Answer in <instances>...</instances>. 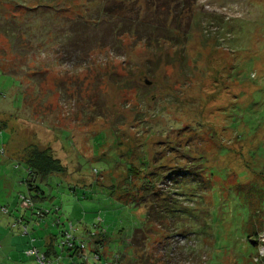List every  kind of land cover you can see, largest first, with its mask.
Masks as SVG:
<instances>
[{
  "label": "rangeland",
  "instance_id": "374dc122",
  "mask_svg": "<svg viewBox=\"0 0 264 264\" xmlns=\"http://www.w3.org/2000/svg\"><path fill=\"white\" fill-rule=\"evenodd\" d=\"M34 147L64 171L34 178L33 245L70 223L103 264H263L264 0H0V264H36L2 213Z\"/></svg>",
  "mask_w": 264,
  "mask_h": 264
},
{
  "label": "trees",
  "instance_id": "16d2710c",
  "mask_svg": "<svg viewBox=\"0 0 264 264\" xmlns=\"http://www.w3.org/2000/svg\"><path fill=\"white\" fill-rule=\"evenodd\" d=\"M25 158L26 159L24 160V163H25V166L27 169V174L29 175V177H27L26 179H22V180L25 183L28 182L27 183L28 194H25V193H22V194L29 196V198L33 197L34 200L43 198L44 197L43 190H41L40 186L36 184V182L34 181V178L38 177L41 179H45L46 177H49L52 174L60 173V172L64 171V165H62V163L60 162V160L58 158L54 157L51 154V152L48 148H41V149H39L37 147L31 148V150L28 151L27 156ZM31 201H32V199H31ZM39 210L41 213H40V215L37 216V218H42L43 216H45L48 213V211H44V209H42V208H40ZM156 210L154 212L157 213L156 215L160 216L164 209H162V210L160 209L159 211H156ZM32 214H35V212L33 211ZM148 216L150 217V214ZM162 217L163 216H160V219ZM18 218L19 217H17V216L14 217L15 220ZM61 232L62 231H60V233ZM56 238H57L56 235L50 234L49 243L47 244L46 249L43 250V252L46 255L53 254L55 256L58 253H61L62 256L60 258V261L64 257H68V258L70 257L71 260H73L74 256L78 257L76 252L71 247L66 248L65 249L66 251L64 250V251L60 252L59 249L55 246L56 249L58 250L57 251L53 245V241L56 240ZM81 238L83 240L84 237H81ZM66 254H67V256H66ZM261 260H262V263L264 264V256L263 255H262ZM73 264H77V263L73 262ZM78 264H87V263H85L84 261H81Z\"/></svg>",
  "mask_w": 264,
  "mask_h": 264
},
{
  "label": "built area",
  "instance_id": "2783aa9c",
  "mask_svg": "<svg viewBox=\"0 0 264 264\" xmlns=\"http://www.w3.org/2000/svg\"><path fill=\"white\" fill-rule=\"evenodd\" d=\"M19 199L21 200L22 202L21 204L23 206H26L31 209L34 208V204L29 198V196L20 193ZM2 210L4 212L7 211V209L4 207L2 208ZM44 211H48V210L44 209ZM40 213H41L40 210L37 208L35 210V214H37L38 216L40 215ZM17 225H19V227L22 228V231H21L22 233L26 234L28 232L26 224L20 218L16 220L14 219L12 223V227H15ZM71 228H72V225L69 223L68 228L64 229L60 233V237L58 238V241L56 242V247L59 249L60 252L64 251L66 248L71 247L76 252V254L78 255L81 261H84L85 263H87L88 259L91 258L93 261V264H97V262L100 261V254L94 251L92 252L90 256H88L83 251L85 248V241L75 236L71 232ZM33 240L34 239L31 238V242ZM24 253L26 255H32L36 261V264H60V258L62 256L61 253H58L57 255L50 257L49 255H46L43 251H40L37 247H35L32 244L24 250Z\"/></svg>",
  "mask_w": 264,
  "mask_h": 264
},
{
  "label": "crops",
  "instance_id": "0c3cea01",
  "mask_svg": "<svg viewBox=\"0 0 264 264\" xmlns=\"http://www.w3.org/2000/svg\"><path fill=\"white\" fill-rule=\"evenodd\" d=\"M27 170V169H26ZM22 183H23V180L21 181ZM34 207H35V205H34ZM23 209V210H22ZM24 209H27V210H29L28 209V207H26V206H24V208H21V210L23 211V212H21L19 215H14V213L13 212H10V208L9 209H7V212L5 213V212H3L2 211V213H4V214H7L9 217H11V221L14 219V217L15 216H17V217H19L22 221L23 220H25L24 218H25V210ZM34 209V208H33ZM38 209H40V208H38ZM31 213H32V211L31 210H29ZM47 215V214H46ZM44 217L45 216H43L42 218H38V220L39 219H41V221L44 219ZM26 221V220H25ZM27 222V221H26ZM25 222V224H26V226H28L27 225V223ZM32 229V228H31ZM23 235H25V236H29V239H25L24 240V242H23V244L21 245V247H20V249L19 248H17L18 250H21L23 253H24V250L27 248V247H29L31 244L33 245L34 244V242L36 241L35 240V238H34V240L31 242V234L28 232V233H26V234H24L23 233ZM49 236H50V234L48 235V236H44V237H41L40 238V240H39V245L38 246H35V247H37L40 251H43L44 249H46V247H47V244L49 243ZM97 236H101L100 235V233H94V234H92V232H90L89 233V237L88 238H83V240L85 241V248H84V252L88 255V256H90L91 254H92V251H91V249H95V252H97L98 251V253L101 255L100 256V261L99 262H97V264H103V263H105V260H107V257H106V255H107V253H108V251L105 249V245H106V243H101L100 245H98L97 247H96V245H92L91 243L93 242L92 240H93V237H97ZM78 237V236H77ZM94 238V239H95ZM82 239V238H81ZM58 241V238L56 239V240H54L53 241V245H54V248L56 249V242ZM95 241V240H94ZM38 242V241H37ZM17 244H20V241L18 240V242H17ZM105 244V245H104ZM100 249H102L101 251L104 253V256L101 254V252H100ZM57 250V249H56ZM58 251V250H57ZM87 251V252H86ZM12 252H13V250L11 249V251L10 252H8L7 253V255L9 256V257H12ZM111 253H113V252H111ZM24 255L25 256H27V257H32V255H26L25 253H24ZM49 256L50 257H52V256H54L53 254H49ZM66 256H67V254H66ZM64 257V256H63ZM33 258V257H32ZM102 258H105V260H103ZM34 259V258H33ZM91 259V258H90ZM69 260H71L70 259V257L68 258V257H64L63 259H61V261H60V264H68V262H69ZM92 260V259H91ZM34 261H35V259H34ZM36 262V261H35Z\"/></svg>",
  "mask_w": 264,
  "mask_h": 264
},
{
  "label": "bare ground",
  "instance_id": "6f19581e",
  "mask_svg": "<svg viewBox=\"0 0 264 264\" xmlns=\"http://www.w3.org/2000/svg\"><path fill=\"white\" fill-rule=\"evenodd\" d=\"M58 225V224H57ZM66 251V250H65ZM78 259V258H77ZM81 262V261H80Z\"/></svg>",
  "mask_w": 264,
  "mask_h": 264
}]
</instances>
